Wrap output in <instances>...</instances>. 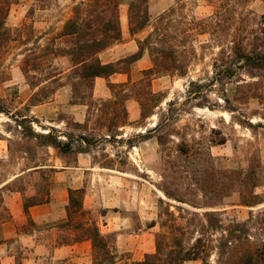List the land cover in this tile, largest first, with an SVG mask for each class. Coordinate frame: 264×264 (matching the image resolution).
Wrapping results in <instances>:
<instances>
[{"label": "rangeland", "instance_id": "rangeland-1", "mask_svg": "<svg viewBox=\"0 0 264 264\" xmlns=\"http://www.w3.org/2000/svg\"><path fill=\"white\" fill-rule=\"evenodd\" d=\"M78 1L17 0L10 8L6 26L15 39L0 59V92H5L0 98L10 112L9 115L0 114V138L10 148L8 158L0 159V184L33 164L30 160L32 155L25 154L19 148L27 139L23 137L24 129L12 119V114L35 118L38 123L33 122V126L37 131H47L53 126L61 139L66 141V135H70L74 147L69 153H61L52 147L40 148L36 152L35 161L58 168L73 166L80 149L86 151L81 153L91 154L95 166L111 165L134 175L126 177L127 182L123 185L127 196L138 200V206L131 213L132 225L128 229L133 237L125 239L122 242L123 249L119 251L116 232L106 233L113 235L121 263L139 261L146 253L154 252L156 236L163 232L169 233V226L173 222L170 219L174 218L177 224L186 229L184 237L188 244L198 236L199 224L206 225L202 231L212 245L209 260L211 264H217V246L221 234L207 226L204 212L218 213L224 224L244 221L251 212L264 219V119L251 116L254 123L260 121L263 125L254 129L237 123L232 117L235 114L223 108L224 102L220 97L224 91L231 94L235 85L232 81L221 85L215 80V77L220 76L218 70L226 67L223 61L232 59L233 35L249 32L251 38L255 35L264 37V24L260 23L264 17V0H230L229 12L225 17L232 14L240 16L242 13L246 15V20L252 18L251 21L240 27L222 22L207 28L201 27V23L212 16L225 0H165L163 5L157 6L154 3L150 6L149 3L151 21L144 28L146 36L154 30L159 16L167 13L165 21L168 20L167 32L170 37L163 45L175 49V57L185 64V75L176 70L165 72L160 83L161 89L157 92L152 91L144 76L142 81L139 79L127 83L123 88L115 87L114 94L107 99L96 97L92 90L93 97L83 99L87 106L84 123L75 121L74 114L69 111V103L74 97L70 89L68 57L53 60L55 66L66 70L59 80L44 83L35 89L29 85L31 77L27 79L21 70L25 54H31V51L41 54L49 40L62 29ZM128 1L122 0L120 14L124 8L128 11ZM234 5L235 9H232ZM200 28H204L205 32ZM60 46L66 45L60 42ZM144 47V51L149 54V45ZM215 62L219 65L215 66ZM128 66L125 63L121 65L127 70ZM30 74H34L33 71ZM244 78L257 80L245 72ZM190 80L205 84L202 90L208 101L203 102H206L207 107L195 106L193 102L183 104ZM35 91L38 95L30 99ZM150 92L155 95L152 96ZM42 95L49 97L41 103L54 100L60 106L47 117L36 116L30 110V101H36ZM201 96L195 102H202ZM116 97L120 99V104L115 106L114 112H118L119 117L117 124L108 129V122L100 119L102 112L107 109L104 100H115ZM24 99L27 102L22 104ZM123 99L140 101L144 104L145 115L153 114L147 118L141 116L135 128L122 129L125 120L122 108H126L127 101ZM74 100L80 101L79 98ZM171 102L175 104L170 106ZM260 106L254 100L243 108L248 113H254L260 110ZM112 110H108L110 114ZM157 124L160 126L154 130ZM140 125L143 127L140 128ZM150 129H153L150 134L145 132ZM79 135L87 136L90 143H85ZM222 136L227 139L224 144L211 142L218 141ZM184 139L194 149L187 157L178 152V144ZM235 170L241 171L247 178L243 185L238 183L235 176L222 179V172L231 173ZM94 173H85L87 183L95 181ZM36 176L39 178V175ZM45 180L50 190V173L45 176ZM45 180L40 181L39 188L45 184ZM22 184L17 180L11 185L22 187ZM250 193L256 195L255 201L263 203L253 207L239 205ZM152 211L155 221L141 223L142 215L151 218ZM96 217L97 212H93L88 218L94 220ZM196 264H202L201 260Z\"/></svg>", "mask_w": 264, "mask_h": 264}, {"label": "trees", "instance_id": "trees-1", "mask_svg": "<svg viewBox=\"0 0 264 264\" xmlns=\"http://www.w3.org/2000/svg\"><path fill=\"white\" fill-rule=\"evenodd\" d=\"M16 1L17 0H0V59L3 53L8 51L11 42L15 39L6 26V19L12 4L16 3ZM229 1L230 0H225L212 16H209L199 25L207 28L224 22L229 25L236 24L240 27V25H244L245 22L251 21L252 18L246 20V15L242 13L240 16L232 14L225 17V14L229 12ZM239 1L243 2L245 0H238V2ZM149 2L150 0L128 1V21L131 34L138 33L149 25L151 21ZM121 3L122 0H80L74 4L72 13L64 21L62 29L49 40V43L44 46L42 53L36 54L31 51L32 49H29L28 51H31V54H25L22 60L21 70L27 79L31 77L32 81H28L31 88L35 89L44 83L59 80L66 70L55 66L53 60L58 57H68L70 61V89H72L73 97L80 99V101H76L73 98L71 103L86 104L83 99L88 98V96L91 98L93 97V93L91 92L94 89L95 78H108L116 71L127 70V68L121 67L120 63L129 65L136 60L144 52V45H149V55L153 63L150 69L143 71L144 79H147L146 83L148 85H151V81L154 77L163 76L167 71H181V74L185 75V64L177 60L175 57V49L163 45L170 37L167 32L168 20L165 21L167 13L159 16L154 30L150 32L144 40H139L138 53L116 63H103L100 60L99 53L101 51L122 39L119 12ZM234 7L235 5L232 9ZM260 23L264 24V17L260 20ZM204 28H200V30ZM232 41V59L223 61V65H226V67L223 70H218L220 76L219 78L215 77V80L221 85L226 84L228 81H232L235 85L232 93L228 94L224 91L220 96L221 100L224 102L223 108L235 114L232 117L237 123L254 129L255 127L263 125L260 121L254 123L251 116H259L261 119H264V37L255 35L251 38L249 32H245L244 34L237 33L233 35ZM60 42L64 43L66 46H60ZM218 65L219 64L215 62V66ZM31 71H33L34 74H30ZM244 72L249 77L256 78L257 80L249 81L245 79ZM140 81H142V79ZM126 84L127 83L116 84L108 82V87L114 94L115 87L123 88ZM204 86L205 84L201 82L190 80L187 96L183 104H191L193 102L195 106L207 107V104H205L206 102H203L208 101L207 96H205L202 90ZM124 90L125 89L122 91ZM150 93L152 96L155 95L153 92ZM200 94L203 98L202 102H195ZM37 95L38 92L35 91L30 99ZM48 97L49 95H42V98L36 101H29L31 105H36L46 100ZM119 100L120 99L117 97L115 100H104V105L107 106V109L102 112L103 116L100 119L101 121L108 122V129L117 124V118L119 116L117 114L118 112H114V108L116 105L118 106L120 104ZM123 100L126 101L127 99ZM254 100L261 105V108L254 113H248L243 107ZM138 102L142 110L141 116L147 118L153 114L150 113L149 115H145L146 111H144V104L140 101ZM174 104L175 102H171L169 105L172 106ZM208 107L210 108L211 106ZM110 109H113L111 114L108 111ZM122 109L125 120L121 127L129 123L126 119L128 116L127 109L125 107ZM0 114H10L5 108L2 98H0ZM12 119L18 123V126L24 129L25 132L23 137L27 139L19 148L22 149L25 154L32 155L30 160L33 164L22 170L32 169L44 172L45 167L50 165L34 160L36 152L39 151L40 148L52 147L61 153H69L74 150L70 135H66V141L61 139L55 127L50 126L47 131L39 132L33 126V122L38 123L35 118L30 119L26 115L12 114ZM159 126L160 124H157L154 130ZM152 131L153 129H150L145 132L150 134ZM78 137L85 143H90L88 142L87 136L79 135ZM158 139L161 141L160 136ZM226 140L225 136H222L218 141L211 140V142L214 144H224ZM8 148H10V145H8ZM193 151V146L185 139L178 144V152L184 157L189 156ZM77 152L81 153L86 151L79 149ZM106 167L113 166L110 165ZM47 169L50 171L55 170L53 167ZM228 176H235L236 180L241 185H243L247 179L243 176V173L238 170L231 173L222 172L221 174L222 179ZM9 187L12 189H21V187H11L10 185ZM84 195L85 190L82 188L68 190V220L63 226L72 227L75 234L72 239H69L68 236L65 235L62 238V242H69L71 240H90L93 249L92 264H185V262L189 260H201L202 264H211L209 259L212 245L202 231L205 230L206 225L202 223L199 224L200 228L197 230L199 233L198 236L192 239L193 241L191 244H188L184 237V235H186V229L184 226L177 224L174 218L170 219V221L173 220V222H171L169 226V233L163 232L156 236L154 252L146 253L143 259L139 261H125L121 263L122 259L118 256L113 241V235L103 233L95 220H89L85 217L86 211L82 208ZM248 195H250L248 196L250 198L247 197L238 204L253 207L263 203L262 201L254 200L256 197L255 194L250 193ZM49 199L50 190L48 189V184L45 182V184L39 188L37 195L25 199V210L28 211V207L31 203L45 202L49 201ZM219 216L218 213L213 211L204 212L207 226L218 230L221 234V240L217 246V264H264V219L260 216H254L251 212L248 219L244 221H232L228 224H224ZM8 217L9 215L7 214L1 215L0 218L4 220ZM29 223H32L30 218ZM61 264L76 263L63 262Z\"/></svg>", "mask_w": 264, "mask_h": 264}, {"label": "crops", "instance_id": "crops-1", "mask_svg": "<svg viewBox=\"0 0 264 264\" xmlns=\"http://www.w3.org/2000/svg\"><path fill=\"white\" fill-rule=\"evenodd\" d=\"M165 0H150V6L163 5ZM122 39L99 53L103 63L118 62L139 52V40H143L146 31L131 34L129 30L127 8L120 14ZM123 63H120V66ZM153 66L151 57L144 51L136 60L131 62L128 70H119L108 78L96 77L94 82L95 96L107 99L112 96L108 82L121 84L133 83L143 77V71ZM165 76L154 77L151 81L153 92L159 91L160 83ZM65 87V86H63ZM2 90V87H0ZM5 92H0L4 96ZM27 100L24 99L23 103ZM30 110L36 116H49L50 112L57 111L59 105L54 100L31 105ZM87 106L81 103H69V111L75 116V121L84 123ZM128 124L121 128H135L141 118V106L135 99H127ZM147 121V120H146ZM143 125H140L142 128ZM126 134V133H125ZM121 134V135H125ZM8 158L6 141L0 138V159ZM55 168L50 171L47 168ZM87 171H95V181L88 182L85 179ZM141 171V170H140ZM51 174L50 199L45 202L31 203L28 211L25 210V199L37 195L40 181ZM134 174V173H133ZM39 175V178H36ZM44 176V177H43ZM129 174L125 170L114 167L95 166L91 160V154L79 153L76 164L73 166L49 165L44 172L40 170H20L0 184V217L9 215L6 219L0 218V264H53L76 263L92 264L93 249L90 240L62 242L67 235L69 239L74 236L72 227L63 226L68 220L67 206L69 204V189L85 190L83 210L86 218L90 213L97 212L94 219L103 233L116 232V243L119 251H122V242L128 237H133L128 229L132 225L131 213L138 204V200L130 199L125 189ZM97 178V180H96ZM20 181L21 189H12L14 181ZM50 181V180H49ZM44 182H47L46 180ZM100 210L102 212L100 213ZM157 215V214H156ZM29 218L32 223H29ZM141 223L155 221L154 211L151 218L142 215ZM153 228V227H152ZM198 263V260H189L185 264Z\"/></svg>", "mask_w": 264, "mask_h": 264}]
</instances>
